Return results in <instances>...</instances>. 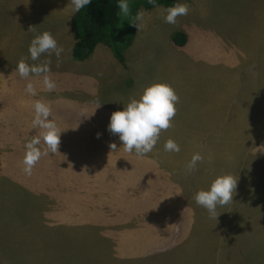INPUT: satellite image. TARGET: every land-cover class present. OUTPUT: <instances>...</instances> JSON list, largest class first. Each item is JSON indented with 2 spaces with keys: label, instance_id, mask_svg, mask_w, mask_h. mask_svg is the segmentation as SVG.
<instances>
[{
  "label": "rangeland",
  "instance_id": "rangeland-1",
  "mask_svg": "<svg viewBox=\"0 0 264 264\" xmlns=\"http://www.w3.org/2000/svg\"><path fill=\"white\" fill-rule=\"evenodd\" d=\"M135 1L145 0H129L130 6ZM177 2L189 12L175 25L163 20L167 7L141 8L142 25L124 51L125 75L117 73L108 46L103 55L96 49L85 60L72 58V0H0V264H264V128L262 115L251 119L264 112V30L249 27L254 20L260 26L264 0ZM44 31L63 52L32 61L31 41ZM175 31L187 35L184 45L174 43ZM22 60L50 61L48 71L23 78L16 70ZM161 81L179 96L172 127L151 153H129L107 130L110 116ZM29 83L35 95L26 91ZM37 103L49 107L61 134L58 151L41 156L32 178L35 166L31 174L21 172L26 144L40 137L37 147L48 152L46 129L33 126ZM170 138L179 152L165 151ZM194 153L203 161L186 180ZM129 169L134 173L123 179ZM224 173L240 179L233 201L217 208L221 224L195 199L181 202L171 179L181 177L199 191ZM41 179L46 188L54 185L55 199L47 192L52 187L36 188ZM132 202L146 206L144 216L122 211ZM188 210L195 213L190 220ZM203 227L206 237L221 236L214 239L221 242L217 255L208 252L211 238L191 250L174 243L185 232L203 235Z\"/></svg>",
  "mask_w": 264,
  "mask_h": 264
},
{
  "label": "clouds",
  "instance_id": "clouds-1",
  "mask_svg": "<svg viewBox=\"0 0 264 264\" xmlns=\"http://www.w3.org/2000/svg\"><path fill=\"white\" fill-rule=\"evenodd\" d=\"M72 3L74 12H79L82 8L87 7L91 0H72ZM148 3L154 7H159L157 0H148ZM117 7L120 15L125 17L130 15L129 0H118ZM188 12L187 4L175 3L165 9L163 20L167 24L175 25L177 24V18L186 16ZM143 19V12H137L132 24L140 29ZM62 52L63 48L58 45L56 38L49 31L35 35L29 46L32 61H38L45 54L49 57L54 54L59 58ZM48 63L50 61L43 65H30L22 60L17 64L16 70L21 77L27 78L30 74L48 71ZM45 85L49 91L55 88V83L47 77L45 78ZM26 91L31 95L36 94V90L31 83L27 85ZM178 102V94L167 82L161 81L149 84L138 97L131 98L126 105L124 104L123 108L112 112L107 130L112 135L119 136L125 151L135 152L137 156H144L153 151L161 132L172 127ZM35 110L37 117L33 126L46 129L42 134V138L48 147V152L42 153L40 148L37 147L41 143L40 137H34L26 144L23 163L25 165L24 171L28 174H31L33 167L39 162L42 155L56 153L60 144L61 130L49 119L51 115L49 107L43 103H37ZM97 135L99 137L100 134ZM110 147L112 151L117 148L115 143L111 144ZM164 149L167 152H179L181 150L180 145L171 138L165 142ZM202 161L203 156L200 153H194L191 160L185 165V173L190 174L197 168L198 162ZM239 179L238 174L224 173L218 175L206 189L197 191L194 199L199 206L205 208L211 216L217 219L220 214L217 213V208L224 207L233 201V197L237 193Z\"/></svg>",
  "mask_w": 264,
  "mask_h": 264
},
{
  "label": "trees",
  "instance_id": "trees-1",
  "mask_svg": "<svg viewBox=\"0 0 264 264\" xmlns=\"http://www.w3.org/2000/svg\"><path fill=\"white\" fill-rule=\"evenodd\" d=\"M178 0H157L159 6L169 7ZM118 0H91V3L74 12L71 17V28L74 33L72 58L75 60L87 59L101 43L110 48L113 55L120 63H124V51L132 44L137 26L132 24L137 12L150 9L154 6L148 0L135 1L131 4V13L123 19L117 7ZM176 45L186 43L187 35L175 31L172 35Z\"/></svg>",
  "mask_w": 264,
  "mask_h": 264
},
{
  "label": "crops",
  "instance_id": "crops-1",
  "mask_svg": "<svg viewBox=\"0 0 264 264\" xmlns=\"http://www.w3.org/2000/svg\"><path fill=\"white\" fill-rule=\"evenodd\" d=\"M178 3V2H177ZM244 21V20H243ZM253 31L254 30H257V31H260V30H264V18L262 19V21H261V23H260V26L258 27V23H257V21L256 20H254V21H252L251 23H250V26H249ZM73 44H74V42H73ZM73 44H72V46H73ZM106 45H104V46H98V47H96L95 49H94V51H93V53L94 54H96L95 53V51H96V49H100V55H103L105 52V50L106 49H108V48H106L105 47ZM100 47V48H99ZM110 49V48H109ZM92 53V54H93ZM111 53H112V51H111ZM92 54H91V56H92ZM97 55V54H96ZM112 55H113V53H112ZM113 57L115 58L114 59V61H117L118 63H119V65H118V67H117V73H120V72H124L125 73V75H126V72H125V69H124V65L122 64V63H120L117 59H116V57L113 55ZM121 64L123 65V66H121ZM260 66V65H259ZM262 66H264V61H263V65ZM121 67H123V68H121ZM263 90H264V88H262V89H260L259 90V92L260 93H262L263 92ZM261 100H263L264 101V96H260L259 97ZM261 115H262V121H261V123H262V127L264 128V112H263V114L262 113H260V112H257V113H255V114H253L252 116H251V119H255V117H256V119H258V118H260L261 117ZM36 167L37 166H35V171H34V173H33V175H32V178H36ZM150 168H152V166H150ZM162 168V167H161ZM163 169V168H162ZM3 172V171H2ZM13 172H15V171H13ZM12 171H11V173H13ZM21 172H24V173H26L25 171H21ZM131 172H133L134 173V171L133 170H127V171H125L124 172V174H123V179L124 178H127L130 174H131ZM5 175H7V176H10L11 175V173H9L8 171H4L3 172ZM151 173L154 175V176H157V174H159V176L158 177H162V175H163V173H161L160 171H158L156 168H152V171H151ZM26 175H28V173L26 174ZM25 175V176H26ZM24 176V177H25ZM188 177V178H187ZM132 179H135V176H134V174H132V177H131ZM190 178V174H188L187 176H186V180H188ZM17 179H19V178H17ZM158 179V178H157ZM172 179V181L173 180H175V181H177V184H178V186L176 187V190H177V192H178V194L180 195V197H179V200L181 201V202H183L184 201V199H185V197H186V201H187V197L189 198V199H191L190 201H193V199H194V197H195V194L197 193V190H198V188H200L201 186H198V185H196V184H194V185H190V181L189 182H187V183H185V184H182L181 183V181H182V178L181 177H178V176H175V178H171ZM256 179V178H255ZM256 180H258V179H256ZM43 181V179H41V180H38L34 185L36 186V188H39L40 190H43V191H47V190H49V188H51L49 191H47L49 194H52L53 196H54V199H55V197H56V195L54 194V192H55V189H54V185H52V186H50V187H47L46 188V186L47 185H40L41 184V182ZM21 183L22 184H25L26 185V187L27 188H30V185H29V181L27 182V181H21ZM23 186V185H22ZM37 186H39V187H37ZM26 188V190H28ZM41 188H46V189H41ZM148 194H149V196L151 197V198H154V199H156V195L152 192V188L150 187V189H149V191H148ZM188 202V201H187ZM143 208H146V206L145 205H143V204H140V203H136V202H132V203H130V204H127L126 206H124L123 208H122V211H125V210H127V209H132V211H133V213H134V218H137V217H142V216H144L143 215ZM218 212H219V210H217ZM221 213V212H220ZM190 214H192V216H193V218L195 217V213L193 212V211H190V210H188V212H187V214H186V216H187V218L190 220ZM131 219V218H130ZM213 221H219L220 222V224H221V219H220V214H219V216L217 217V219L216 218H213L212 219V222ZM93 225H95L94 223H92ZM205 227V226H204ZM204 227L202 228V234L203 235H200V234H196V235H189V233H187V232H185V234H184V232L183 233H178V234H176L175 236H177V235H179V236H181L182 234H184V236H182L181 238H179V239H175V240H173L174 241V243L176 244V243H178V242H180V243H182L183 245H184V248H189V250H191L192 248H194L196 245L197 246H199V245H201V244H205V242L203 241V240H205L206 242L208 241V243H209V239L208 238H211L212 239V241L209 243V245H208V252L210 253V254H212V251L213 250H215L216 252H214V254L215 255H217V249H219V245L221 244V242L216 246V244H215V242H214V239H219V241H221V236H219V233L217 234V235H214V233H212L214 236H211V237H206L204 234V232H206V230H204ZM174 236V237H175ZM209 248H211V249H209ZM185 253H186V251H185ZM214 255V256H215ZM209 260H211V259H209ZM158 264L160 263V261H158L157 262ZM177 263H180L179 262V260H177V261H172V264H177Z\"/></svg>",
  "mask_w": 264,
  "mask_h": 264
}]
</instances>
